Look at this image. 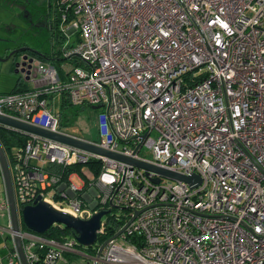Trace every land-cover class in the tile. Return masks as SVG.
<instances>
[{"label":"built area","instance_id":"obj_1","mask_svg":"<svg viewBox=\"0 0 264 264\" xmlns=\"http://www.w3.org/2000/svg\"><path fill=\"white\" fill-rule=\"evenodd\" d=\"M56 4L60 31L78 35L63 55L78 63L60 79L38 60L30 79L39 85L0 93V114L199 180L23 132L25 146L6 158L16 205L40 196L81 219L121 208L115 233L138 212L99 254L104 242L92 245L87 264H264V0ZM55 93L74 106L101 105L96 138L62 131L61 114L50 107ZM92 160L97 177L71 173L82 186L47 169ZM0 210L9 214L6 199ZM105 226L102 217L97 237ZM20 239L28 264H55L79 245L74 236L58 242L21 228ZM11 241L8 264H20Z\"/></svg>","mask_w":264,"mask_h":264},{"label":"water","instance_id":"obj_2","mask_svg":"<svg viewBox=\"0 0 264 264\" xmlns=\"http://www.w3.org/2000/svg\"><path fill=\"white\" fill-rule=\"evenodd\" d=\"M26 51V48L15 49L9 53V57L19 52ZM31 53H35L39 55L35 49L30 50ZM34 55L29 56V54L25 53L19 56V59L13 63L14 72L20 73L23 75L24 79L30 80V75L35 76V65L37 64L38 60L34 58ZM94 109L101 108V105L92 106ZM0 125L25 132V133H33L45 138L53 139L59 142H63L89 152H93L108 158H113L119 161L127 162L133 166L138 168H142L146 171H152L158 173L162 176H166L169 178H173L176 180L189 182L191 183L194 180H199L198 176L193 175H183L179 174L165 168L159 167L155 164L142 161L136 158H132L129 156H125L123 154L109 151L107 149L101 148L97 145L91 144L86 142L82 139L72 137L67 134L51 132L44 128L25 123L18 119L1 115L0 114ZM0 172L3 179V184L5 188L6 199L8 202L9 208V219H10V234L13 237V242L18 252L20 264H28L24 255L22 241L20 239V227H19V217L24 225L33 232L36 233H44L48 230V228L53 224H62L63 226L72 229L76 233V240L79 244L89 247L93 245L97 239V230L100 227V222L102 217L109 213V210L103 209L99 210L89 218L81 219L76 218L72 214L68 212H64L57 207L51 205L49 202L43 200L40 196H37L36 199L31 203L24 205L21 208L20 215L18 214V206L16 205L14 192H13V185L12 179L10 175V171L8 168V163L6 159L5 152L0 145ZM157 182V179H156ZM138 212H135L131 219L113 236H117L127 225L130 223L134 216ZM106 242H104L100 248L98 249L97 254H99L104 247Z\"/></svg>","mask_w":264,"mask_h":264},{"label":"rangeland","instance_id":"obj_3","mask_svg":"<svg viewBox=\"0 0 264 264\" xmlns=\"http://www.w3.org/2000/svg\"><path fill=\"white\" fill-rule=\"evenodd\" d=\"M46 11L47 0H0V92H8L19 79H24L23 75L14 72L13 61L9 57V53L15 50V47L26 44L40 53H50L58 46L57 36L47 31ZM74 37L75 34L72 33L71 40ZM28 83L33 84L30 80ZM56 95L59 96V93L53 94V97ZM57 96L55 97L56 102H58ZM56 108L59 109L60 106L57 105ZM59 111L63 120L62 131L81 138H96L98 127L105 121L104 115L100 114L102 108L93 109L88 105H69ZM149 151L144 145L140 153L149 158L151 157ZM82 171L89 172L86 165ZM72 182L80 184L77 177H74ZM110 214L117 219V216L122 214V209L113 208ZM1 224L3 223L0 220V226ZM76 250L79 251L73 252L68 262L60 257L55 264H87L93 256L89 247L79 246Z\"/></svg>","mask_w":264,"mask_h":264},{"label":"trees","instance_id":"obj_4","mask_svg":"<svg viewBox=\"0 0 264 264\" xmlns=\"http://www.w3.org/2000/svg\"><path fill=\"white\" fill-rule=\"evenodd\" d=\"M50 6V5H48ZM56 19L54 20V23H52L51 21H49L46 25L48 28V31H50L51 34L56 35L58 38V46L56 47L55 51L50 52V53H40L38 56L41 57L40 59L42 61H49V63L51 65H53L57 71H58V75L60 79H64L65 77V72H64V68H68L69 64H76L78 63V60L75 57H69L66 58L63 55V45L65 42V35L62 34V32L60 31L59 27H58V23H59V19H60V13L58 12V10L56 11ZM47 18V15H46ZM71 46V45H69ZM20 83V82H19ZM18 84V83H17ZM24 90H28L26 88H24V86L22 87V85L15 87L14 89H12L9 92H16V91H24ZM65 101L67 102L66 104L71 105L72 104L68 101V99L64 98ZM100 114L104 115V112L101 111ZM61 124H62V120H61ZM27 135L24 133H21L19 131L13 130V129H9L6 128L3 125H0V145L2 146L6 158L9 157V155L11 154V152L13 150H19L22 149L25 146L26 140H27ZM9 161V158H8ZM86 167L92 171V177H97V175L99 174L100 168H99V162L97 160H92L86 164H80V163H76V164H71V165H67V166H62V165H58V164H48L47 165V169L52 171V172H56V173H60L62 178L64 180L68 179L69 174H71L72 172H80L82 174V168ZM55 198H58L59 195L55 194L54 195ZM18 206V214L20 215V211L22 208V203L17 204ZM112 210V209H111ZM2 211V210H0ZM6 212V211H4ZM111 212V211H110ZM8 215V212H6ZM105 233L104 234H99L97 237V241H98V247L109 237H111L118 229L119 227L124 223V219L121 220H116L113 218V216L108 213L105 217ZM19 225L20 228L22 230H29L24 223L21 221L20 217H19ZM45 237L47 238H52L57 240L58 242H63L65 238L67 237H71L74 236V232L71 229H68L67 227H64L60 224H53L51 225L47 231H45L44 233H42ZM9 239V235L6 234V239ZM82 246V245H80ZM89 248L90 251H92L93 254L96 253L97 248ZM13 248V246H11V249Z\"/></svg>","mask_w":264,"mask_h":264},{"label":"crops","instance_id":"obj_5","mask_svg":"<svg viewBox=\"0 0 264 264\" xmlns=\"http://www.w3.org/2000/svg\"><path fill=\"white\" fill-rule=\"evenodd\" d=\"M56 2H57V0H53V1H51V0H47V11H46V14H45V16L47 15V18H46V20H47V23L49 22V21H51L52 23H54V20L56 19V11H57V4H56ZM48 5H50V6H48ZM52 13H53V15H52ZM46 23V24H47ZM58 27H59V23H58ZM59 29H60V27H59ZM47 31H48V28H47ZM63 34V33H62ZM68 35H65L66 37V39H65V42H64V45L63 46H67V47H70L69 45H74L77 41H78V35H76V33H73V34H75V37H74V39L73 40H71V32H68L67 33ZM32 49H34V48H32ZM39 52V51H38ZM40 54V53H39ZM42 54V53H41ZM44 54V53H43ZM36 60H41L40 58H39V56H37V58H36ZM47 62V61H46ZM48 63H49V61H48ZM28 81L29 80H26V79H19L16 83H15V85L10 89V90H8V92L9 91H11L12 89H14L15 87H18V86H20V85H22V87L24 86V88H26V89H28V90H31V89H33V88H35V87H37L39 84L37 83V82H35L34 80H32V79H30V81H32V85H30L29 83H28ZM20 82V83H19ZM18 83V84H17ZM25 91V90H24ZM0 93H5V92H0ZM7 93V92H6ZM57 96V95H56ZM56 96H54L53 97V95H51V97H50V103H51V108L54 110V111H59L60 109L61 110H63V109H65V108H67V106H69L68 104H66L67 102L65 101V99L63 98V96L62 95H60L59 94V96H57L58 98V102H56L55 101V97ZM57 105H59L60 106V108L59 109H57L56 108V106ZM72 106H74V105H72ZM94 109V108H93ZM60 112V111H59ZM60 114H61V112H60ZM61 120H62V114H61ZM61 126H63V120H62V124H61ZM6 127V126H5ZM6 128H9V127H6ZM62 128V127H61ZM9 129H12V128H9ZM13 130H15V129H13ZM16 131H18V130H16ZM19 132H21V131H19ZM21 133H23V132H21ZM65 133H67V132H65ZM68 134H70V133H68ZM71 135H73V134H71ZM75 136V135H74ZM79 137V136H78ZM28 138V137H27ZM93 139V138H92ZM89 170V169H88ZM82 172H84V171H82ZM91 177H92V172H91V170H89V172L88 171H86ZM78 174H81L80 172L78 173ZM82 175V174H81ZM74 177H76V175L75 174H71L70 176H69V179H73ZM77 177L79 178V176L77 175ZM79 180H80V178H79ZM1 184H2V186H1ZM3 186H4V184H3V179H2V175H1V172H0V199H6V194H5V188H4V190H3ZM79 186H82V182L80 181V184H79ZM7 200V199H6ZM4 211H6V210H2V211H0V220L2 221V223L3 224H1V226H0V264H8V261H9V256H10V252L12 251V249H11V246H12V241H11V234H10V232H9V230H8V228H9V214L7 215V211L6 212H4ZM106 216V215H105ZM104 216V217H105ZM103 217V218H104ZM60 225H62V224H60ZM63 226V225H62ZM65 227V226H64ZM69 229V228H68ZM72 230V229H71ZM73 231V230H72ZM74 232V231H73ZM6 234L7 235H9V239L8 240H5L6 239ZM71 237H73V236H71ZM71 237H68V238H71ZM74 237H76V233L74 232ZM3 239V240H2ZM96 241H97V239H96ZM95 241V242H96ZM81 244H79V245H77V247H76V249H79V246H80ZM94 245V244H93ZM83 246V245H82ZM92 247V245L91 246H89V248H91ZM77 251H79V250H77ZM76 251V252H77ZM73 252H64L63 254H62V259H64L66 262H68V260L69 259H71V257H72V254ZM64 260H62L64 263H65V261ZM15 264H18V261H16L15 262ZM66 264V263H65Z\"/></svg>","mask_w":264,"mask_h":264},{"label":"flooded vegetation","instance_id":"obj_6","mask_svg":"<svg viewBox=\"0 0 264 264\" xmlns=\"http://www.w3.org/2000/svg\"><path fill=\"white\" fill-rule=\"evenodd\" d=\"M21 48H26V51L16 53L14 55L15 57H13V55L10 56V58L13 61V63H15V61H17L19 59V56H21L22 54H25V53L29 54V56L34 55L35 56L34 57L35 59L37 58L38 55H36L35 53H31V51H30L32 49V47H30V46H28L26 44H21V45L15 47V49H21ZM13 69H15V68H13Z\"/></svg>","mask_w":264,"mask_h":264}]
</instances>
